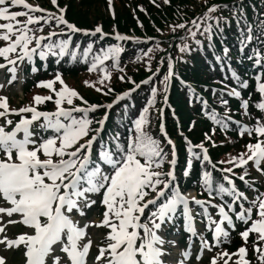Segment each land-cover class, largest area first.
I'll return each mask as SVG.
<instances>
[{"label": "snow or ice", "instance_id": "snow-or-ice-1", "mask_svg": "<svg viewBox=\"0 0 264 264\" xmlns=\"http://www.w3.org/2000/svg\"><path fill=\"white\" fill-rule=\"evenodd\" d=\"M52 2L55 4L56 0H52ZM167 2L168 0H165V3ZM18 5H22L27 11H9L11 7ZM218 7L214 5L207 9L201 17V20L204 21L203 25L195 20L192 21L193 27L197 29L203 27L201 35L206 36L210 45L213 28H219L222 19L210 15ZM44 11L39 6L26 3V0H0V19L15 22V25L12 22L0 24V29L5 30L0 32V39L8 41L5 47H0V57H4L9 65H13L8 68V72L11 73L9 83L15 79L16 60L27 61L33 65L32 71H36L34 56H38L41 61L49 56L63 57L67 55L72 59L78 58L76 49L80 48V45L77 43L75 48L70 47L71 35L63 39H56L58 33L55 31H49L46 36L36 35V32L42 31L44 25L49 24L50 20H54L57 26L66 25L67 29L72 32L81 31L64 19V9H60V15L48 13L47 16H35L33 14ZM238 13H240L239 9L233 15ZM19 16H27V19L21 22L16 19ZM209 20H216V25L207 23ZM30 25H39V27H29ZM175 27L185 28V24H178ZM95 33L104 35L99 26L95 28ZM188 34L193 37L196 36V32L191 29H188ZM11 35H15L14 40L11 39ZM115 38L118 41L129 39V37L119 33L116 34ZM251 40V30L248 29L241 40V49L247 41ZM196 43L199 44L200 41L196 40ZM178 47L181 51L188 50L187 44ZM91 51L92 45L89 44L84 47L82 55L87 57ZM121 51L119 45H110L93 57L88 70L93 71L97 69L98 65L100 66L99 71L103 73L100 83L110 78L103 62L111 58L113 66H116ZM228 51L227 48H224L225 56H217L216 59L218 61L225 59ZM10 53H18L16 60L9 57L8 54ZM145 55L147 54L145 53ZM253 57L255 63H264V55L259 51L254 50ZM4 66V64H0V68ZM174 75L173 63L169 57L168 71L163 80L160 81L165 93L169 81ZM233 77L239 80L234 72ZM152 78L150 76L140 83L149 84ZM55 79L63 85L59 73L56 74ZM259 80L260 78L257 77V89L264 95V83L259 82ZM52 83V81L41 82L48 88H52ZM85 83L88 82L85 81ZM240 83L243 86L246 81H240ZM150 87L151 96L148 98L147 105L132 121L134 131L129 129V135L124 142H121L118 132L110 134L107 142L100 139L107 114L104 118L96 121L99 127L95 129L90 127L93 121L89 119L88 114L100 107L111 108L117 100L128 96L135 89H129L116 95L112 104L104 106L89 104L87 107H80L73 105V98L83 101V97H80L74 89L63 86L56 92L54 112H40L32 106L9 110L5 102L6 98L0 97V109H4L0 111V117H5V124L13 123L7 119L9 111L13 114L20 113V119L11 131H6L4 125H0V151L4 153L5 157L0 159V198L10 205L9 207L0 206V213H7L9 216L13 213L19 214L23 224L34 230L32 234L24 233L17 236L15 240L7 241L9 245L23 244L26 247L27 264H47L46 258L50 255L53 245L57 243L62 245L61 251L66 253L70 264H86L85 257L91 240L82 246L79 241L85 236V228L88 225L79 227L72 214L77 212L83 216L85 214L83 209L90 208L97 203L96 199L93 198L95 196L102 197L99 202L105 207L101 224L110 229L106 237L108 243L106 247L100 248V255L96 257L98 261L107 252L106 264H164L162 259L165 255L163 245L166 241L158 233L174 221L179 205L183 206L182 215L185 231L190 234V239L197 236L188 197L182 194L178 186L172 187V183L177 179L173 167H170L167 172L160 171L165 162L170 166L175 165V145L167 137L164 124L161 122L160 132L164 133L167 144L172 146L171 159H168V153L162 147L161 141L146 131V125L149 124V108L155 104L158 91L156 86ZM97 91H101V89L97 88ZM188 91L190 94L194 93V89L190 85ZM229 95L240 96V92L233 88L229 91ZM195 98L201 99L198 96ZM50 99H52L50 96L41 97L37 95L34 97L36 104ZM64 102L71 107H63ZM164 102L167 103L166 95ZM83 103L87 104V101H83ZM220 103L225 107L223 116L218 115L215 109L207 115L221 130H226V120L231 119V117L228 116L227 101L221 99ZM204 104L206 105L207 101H204ZM247 105V101H242L241 107L245 109V114H247ZM256 107L264 111V100L259 102ZM160 111L162 113L163 110ZM24 113H31V116L26 117L23 115ZM40 118H43V122L38 125L37 131L33 132V122L40 120ZM244 131H247L249 135L254 131L257 137L264 136V122L258 118L254 128H242L241 134ZM49 132L50 134H48ZM17 133H22V136L18 138ZM89 133H92L91 137L84 139L89 136ZM205 138L209 139L207 134ZM82 139L84 142L81 143ZM97 140H99L100 148L94 158L93 143ZM195 147L199 148L201 152L194 153L192 146L189 145L190 156L199 157L202 153L201 163L207 162L212 168H215L203 143L195 145ZM247 149V154L241 153L238 157L233 156L228 161L220 162L231 165V167L221 170L224 173L221 180H217L208 170H204L201 174L202 186L210 196L215 195L223 198L224 194H227L231 197V202L227 203L226 206L223 204L212 205L219 214L218 221L212 219L207 208L203 212L208 225H214L212 237L216 243H220L221 239L226 240L229 236V231L222 226L224 222H227L228 228L234 229L235 227L232 215L229 214L233 213V204L241 198L248 199L244 192L236 188L227 173H231L235 167L246 166L248 161H252L257 170H260L261 162L264 161V140L257 139L255 144H248ZM41 152L43 159L39 156ZM191 163L190 159L188 161L189 167ZM183 175H189L188 167L184 169ZM245 175H247L246 172L241 174L239 179L251 187L249 182L245 180ZM225 182H227V186ZM146 189L155 192L152 199H144L147 195ZM168 189H170V194L166 192ZM192 202L198 206L205 204V201L195 198ZM149 206H152V210L148 211L147 219L141 223V219ZM253 207L256 208L258 218L251 220L250 225L241 233V236L246 240L250 232H255L259 234L258 239L264 241V192L249 201L247 208L241 203L240 211L233 214L237 221L247 224L251 219ZM10 222L14 223L15 221ZM140 229H143V235L140 234ZM199 239L201 247L208 244L202 233L199 235ZM167 242L175 243L174 241ZM254 248L261 264H264V250L255 247V245ZM245 254L246 248L240 247L238 249L240 257L238 264H249L244 259ZM182 255L187 258L189 252L184 251ZM224 255L228 254L224 253ZM59 259V257H54L53 264H59ZM0 264H2V260H0ZM212 264H215V258H213Z\"/></svg>", "mask_w": 264, "mask_h": 264}, {"label": "trees", "instance_id": "trees-1", "mask_svg": "<svg viewBox=\"0 0 264 264\" xmlns=\"http://www.w3.org/2000/svg\"><path fill=\"white\" fill-rule=\"evenodd\" d=\"M140 4L143 6L142 9L138 8ZM214 5L219 7L210 15L222 19L219 28H213L210 45L206 36L201 35L203 27L199 29L193 27L192 21L195 20L203 25L204 21L201 20V17L209 7ZM114 7L115 15L111 17L105 0L72 1L67 7V17L78 26L90 27L100 21L106 32L117 27L119 30L134 34V37H138L139 40L118 43L110 38L100 40L98 36L93 39L88 37L89 40L86 38L78 40L76 37L71 48H75L77 43L80 45V48L76 49L77 59L66 55L53 57L48 61L50 68L58 67L64 75L77 76L89 71L93 57L100 54L102 49L110 45L120 46L122 51L117 64L125 69V75L118 76L116 73L112 84L118 89L123 87L131 89L137 85L139 87L135 88L137 90L135 93H131L130 98H125L110 110L104 124L105 142L108 141L110 134L117 132L120 134L121 141L124 142L129 135V129H133L132 121L137 118L139 109L145 102L147 104L151 95L150 86H153L155 80L159 82L163 80L166 75L165 68L169 57L174 64L175 75L169 81L171 86L168 98L177 108L181 131L188 135L187 129L194 128L190 134V138L194 142L198 140L197 136L202 133L201 128L205 125L202 118L207 112L201 113L199 108L202 106L195 98L197 95L189 93L185 82L192 83L191 85L201 89L206 97L208 96V100L218 107L222 105L221 99L227 101V106L238 104V99L230 97L222 90V83L238 88L243 98L251 100L253 93L251 90L256 77L264 80V63H255L253 57L254 50L264 55V0H168L167 3L165 0H114ZM237 9L240 10V13L233 15ZM207 23L215 26L216 20H209ZM178 24H185V28L175 27ZM188 29L196 32V36L189 35ZM248 29L251 30L252 40L247 41L241 49V40ZM145 37H148V40ZM196 40H199L200 43L197 44ZM76 41L77 43H75ZM89 44L92 45V51L87 57H84L83 49ZM183 44L188 45V50L181 51L178 46ZM224 48L229 50L226 58L218 61L217 56H225ZM108 61L111 62L105 64L104 67L111 70V58ZM98 66L97 71L99 70ZM158 68L159 71H157ZM233 72L237 74L239 80L233 77ZM150 76L153 78L149 84L137 83V81L147 80ZM175 76L184 81L181 82ZM240 81H246V84L242 86ZM160 86L163 88V85L160 84ZM160 86L157 88L155 103L162 97ZM131 99H135L134 104L131 103ZM155 106L156 104L151 106L148 112L149 124L146 125V131L160 140L166 151L167 146L164 145V140L158 134L156 125L158 116L153 113L152 109ZM165 116L168 118L169 131L172 130L174 133L175 123L169 117L166 109ZM192 118L195 119L194 123ZM177 140V148L181 153V160L177 168L184 169L186 161L191 159L190 168L193 169L190 178L185 182L181 176L178 180L187 185L201 181L197 156H190L189 145L181 135L177 136ZM192 151L199 153L198 150L192 149ZM222 152L221 147L218 152L212 150V158L219 160ZM204 170L211 171L216 179L220 178L219 174L207 166L206 162L202 167V172Z\"/></svg>", "mask_w": 264, "mask_h": 264}, {"label": "rangeland", "instance_id": "rangeland-1", "mask_svg": "<svg viewBox=\"0 0 264 264\" xmlns=\"http://www.w3.org/2000/svg\"><path fill=\"white\" fill-rule=\"evenodd\" d=\"M73 2H77V0H72ZM30 5L34 6H39V8H42V3H46V0H29L28 1ZM13 8H10L9 11H12ZM44 9V8H43ZM25 18L23 16H19L16 19L23 22L25 21ZM12 22L15 25L14 21H5V23ZM3 30L2 32H4ZM11 39H15V35H11ZM8 44V41L0 39V47H5ZM18 54V53H16ZM16 54H8L9 57H12L13 55ZM3 58L4 57H0ZM19 61V60H17ZM18 63H21L20 61ZM5 67L0 68V88H2L3 85L8 84L10 87L5 88L1 94L0 97L6 98V101L8 102V107L10 108H18V107H29L30 105H33L35 107H41L45 103L54 105L55 104V99H56V92H58L63 86H66L70 89H74L80 97L85 98H90L96 93V88L97 86H102L103 83H100V78H96L90 74H81L79 76H66L63 77L61 76V79L63 81V85L60 83V81H57L55 78L48 79L43 82L47 81H52V88H48L41 84L40 81H36L34 84V88H31L28 90L26 93H21V84L23 81V74L22 72L16 67L17 71L15 74V79L17 81V84L15 85H10L9 83L5 82L4 80L7 78V74H10L8 76L9 80L11 77V73L8 72V70H4ZM85 81L88 83L86 84ZM14 82V80H12ZM52 91V92H51ZM41 96V97H52L50 100H44L43 103L36 104L34 101L35 96ZM261 100H264V95L260 93ZM100 102V104L105 103L106 99L104 96L100 97L99 95L97 96ZM53 101V102H52ZM75 102H79L78 98H73V105ZM261 102V101H260ZM62 105H66L65 108H69L70 105H68L66 102H64ZM176 110V106H173ZM258 113H255L256 116H260L261 114L264 116V111H261L258 109ZM174 115V114H173ZM248 116L249 118H247ZM256 116H253L250 114V112L247 111V114H245V109L241 108L239 110H236L235 113V122L240 128H248L251 129L255 124V120L258 118ZM176 120V119H175ZM264 120V119H263ZM37 122V121H35ZM38 124V123H37ZM87 138V137H85ZM84 138V139H85ZM198 138L202 141H205V137L203 134H199ZM84 139H82L80 142H83ZM257 139L264 140V136L257 137V134L253 131L251 135L248 134L247 131H244L243 134L239 133L238 135L236 134H229V133H222L221 140L223 141L221 145L222 149V154L219 156L222 160L221 161H228L230 160L231 157L236 156L238 157L241 153H248L247 145L248 144H255L257 142ZM217 143H221V141H218ZM213 151H216V148H213ZM0 153H3L0 151ZM43 153H39V155H42ZM209 157L210 153H209ZM246 158V157H245ZM55 159V157H54ZM212 160L216 162H221L217 159ZM223 166H228L231 167L229 163H220ZM239 170L240 174L247 173L245 175V180L249 182L251 187L245 185V190L243 191L245 196L248 198L247 200H244L241 198V200H238L236 202V205L238 206L237 208L240 210V204L243 203L244 207L247 208L249 206V201L255 199L257 196H259L260 193L264 192V161L261 162L260 170H257V168L254 166L252 161H248L247 165L244 167H235L232 169V171ZM162 171V169H160ZM147 195L144 197L145 200L152 199L155 196V192H152L149 189H146ZM186 197H188L189 202H192L193 198L196 196V194L193 191H190L186 194H184ZM97 201V196L93 197ZM199 200L205 201V204L203 206H198V208H201L204 212V209L207 208L208 214L212 217V219L215 218L216 214H218L217 210L212 206L214 204H217L215 200L202 197L198 198ZM211 201V203H209ZM0 206L4 207H9L10 205L8 204L7 201H4L2 198H0ZM86 209H83L84 215L81 217H77L76 215L72 214V217L75 222H77L79 227H84L85 225H88L86 230V235L92 237V239L95 242L100 243L101 239V244H107L108 240L106 239L110 229L104 225L101 224V221L103 220V212H101V215L96 213L95 208L92 210L89 209L87 212L85 211ZM7 214V213H6ZM194 213L192 212V215ZM219 215V214H218ZM194 217V215H193ZM256 215V208L253 207V212L251 216V220L257 219ZM143 219V218H142ZM141 219V220H142ZM147 219V216L144 215V220ZM143 223V222H142ZM93 224L92 226H90ZM196 229H197V237L202 233V225L203 223L201 221H197V223L194 224ZM227 226V225H226ZM13 229H15L16 233L22 232V227L21 225H13ZM226 229V227H225ZM141 235H143V229L139 230ZM179 228L176 227L172 231H168V226L158 234L162 236V238L165 239L166 243L163 245V251L165 252V255H163L162 259L164 261V264H181L177 263L179 262L178 260L180 257H183L182 253L186 251V249L180 250L179 243L177 242V238L179 237L178 234ZM172 234V235H171ZM170 235V236H169ZM259 235V234H258ZM256 235V237H258ZM195 239V237H193ZM167 241H174L175 243H168ZM231 236L229 235L226 240L221 239V242L219 244L218 248L215 253H213V249H210V252L208 253L210 255L216 256V262L215 264H225V261H227V264H238V260L240 259L238 255V249L233 252H228L223 248V246L231 245L233 246ZM18 247V246H17ZM241 247H245L247 249L246 245H241ZM190 249V247H188ZM194 249H197V252L201 253L202 256L207 254L206 251H204L203 247H201V241L200 239H196L194 243ZM19 252L22 251V249H18ZM224 253H227L228 255H224ZM244 259H246V254ZM210 260V259H209Z\"/></svg>", "mask_w": 264, "mask_h": 264}]
</instances>
